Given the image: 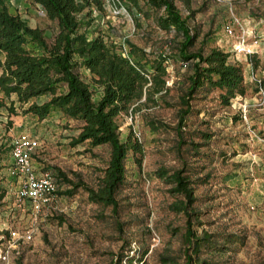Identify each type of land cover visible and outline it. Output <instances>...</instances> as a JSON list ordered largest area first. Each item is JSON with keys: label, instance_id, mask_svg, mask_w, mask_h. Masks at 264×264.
<instances>
[{"label": "rangeland", "instance_id": "obj_1", "mask_svg": "<svg viewBox=\"0 0 264 264\" xmlns=\"http://www.w3.org/2000/svg\"><path fill=\"white\" fill-rule=\"evenodd\" d=\"M114 2L102 0L101 7L91 6L89 29L116 43L128 39L145 51H168L167 39H171L172 32L160 30L144 19L140 25L135 24L127 10ZM175 3L182 15L192 11L188 24L197 30V36L191 49L216 46L227 51L230 61L241 64L245 85L244 93L233 97L227 106L200 102L213 113L202 116L200 112L194 121L208 119L200 127L207 125L214 132L208 144L199 148L211 154L212 162L197 161L205 164L203 171L208 170L210 176L194 188L197 200L193 209L201 212V223L194 227L197 232L206 229L244 235L243 244L235 252H203L201 257L208 262L202 264H264V100H257L256 84L249 74L252 71L264 79V0ZM7 4L28 25L42 28L47 41L51 39L55 22L38 4L32 0H7ZM232 17L238 23L228 32L224 25ZM241 38L249 49L247 53L236 48ZM184 69L186 66L179 61L167 60L166 83L171 88L164 95L166 99H175ZM261 85L264 89V81ZM13 105L14 112L0 107V264H14L17 260L23 264H115L120 252L141 256L132 264H171L160 261L161 255L174 256L176 264H183L185 216L168 206L174 200L169 184L153 173L157 167L179 165L174 135L148 126L151 119L174 123V106L134 103L116 116L120 135L132 131L141 141L142 153L139 161L129 158L127 162V182L116 194L120 208L113 214L109 206L89 202L80 190L71 197L57 195L38 209L28 200L15 199L16 181L8 173L9 149L14 140L35 139L31 159L36 169L55 165L68 174L77 171L87 183L93 182L97 168L104 165L107 146L87 149L85 144L70 145L77 121L59 111L38 119L22 112L16 102ZM242 110L245 118L232 117ZM218 150L225 152V158L215 154ZM116 221L121 222L120 227ZM24 230H30L29 239L20 237Z\"/></svg>", "mask_w": 264, "mask_h": 264}, {"label": "trees", "instance_id": "obj_2", "mask_svg": "<svg viewBox=\"0 0 264 264\" xmlns=\"http://www.w3.org/2000/svg\"><path fill=\"white\" fill-rule=\"evenodd\" d=\"M32 1L55 22L49 41L42 28L28 25L17 12L9 10L7 0H0V107L14 112L16 102L22 112L38 119L59 111L78 122L70 145L85 144L87 149L107 146V159L97 168L92 183L83 180L77 171L68 174L55 165L42 168L52 173L56 195L71 197L80 190L89 202L109 206L117 214L120 202L116 194L127 182V162L129 158L139 161L142 144L130 130L120 135L116 116L134 103L174 106V123L151 119L148 126L174 135L179 165L157 167L153 173L169 184L174 200L168 206L185 216L183 264L207 263L201 257L205 251L235 252L243 244V234L206 229L197 232L194 227L201 223V212L193 209L197 200L194 188L210 176L208 170L203 171L205 164L197 161L212 162L211 154L199 148L214 135L207 125L200 127L208 119L194 121L200 112L202 116L213 113L200 102L208 100L227 106L233 97L244 93L241 64L230 61L229 53L216 46L191 49L197 36V30L188 24L192 11L182 15L175 0L114 2L127 10L135 24L140 25L144 19L160 30L172 32L171 39H167L168 51L162 52L145 51L128 39L116 43L89 29L91 6L101 7L102 0ZM169 58L186 66L173 101L164 97L171 88L166 83ZM260 80L263 83L264 79ZM211 92L215 93L208 95ZM43 96L46 97L37 100ZM232 117L240 120L241 113ZM215 154L225 158L222 150ZM116 223L120 227L121 222ZM136 259L141 260V256L120 252L116 263L132 264ZM160 261L176 264V258L170 255H161ZM14 264L23 263L17 260Z\"/></svg>", "mask_w": 264, "mask_h": 264}, {"label": "built area", "instance_id": "obj_3", "mask_svg": "<svg viewBox=\"0 0 264 264\" xmlns=\"http://www.w3.org/2000/svg\"><path fill=\"white\" fill-rule=\"evenodd\" d=\"M115 6H117L114 3ZM122 8L121 5H118ZM238 21L232 17L224 25L225 30L231 32L232 25L237 24ZM236 48L247 53L249 49L245 46L243 38L239 39L236 43ZM250 71V70H249ZM250 79L256 84V97L259 102L264 100V89L261 85V80L252 71H250ZM241 116L245 118L244 111L242 110ZM35 139L27 140L26 142L16 139L11 143L9 153L11 156V163L8 166V173L15 178L16 200H28L32 205L38 209L42 205H47L50 201L56 198V187L52 173L47 169H36L32 163V153L36 147ZM11 235H15V231H10ZM22 239L30 238V230H24L20 236Z\"/></svg>", "mask_w": 264, "mask_h": 264}]
</instances>
